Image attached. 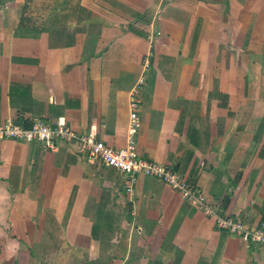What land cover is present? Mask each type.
I'll use <instances>...</instances> for the list:
<instances>
[{"label": "crops", "instance_id": "crops-1", "mask_svg": "<svg viewBox=\"0 0 264 264\" xmlns=\"http://www.w3.org/2000/svg\"><path fill=\"white\" fill-rule=\"evenodd\" d=\"M139 29V35L132 29ZM264 219V0H0V120L65 116ZM0 140V264H264L162 180Z\"/></svg>", "mask_w": 264, "mask_h": 264}, {"label": "built area", "instance_id": "built-area-1", "mask_svg": "<svg viewBox=\"0 0 264 264\" xmlns=\"http://www.w3.org/2000/svg\"><path fill=\"white\" fill-rule=\"evenodd\" d=\"M143 82L144 77H141L130 93L129 122L126 143L123 147H114L99 139L94 127L83 132L75 131L66 117L62 115L53 120L34 118L28 126L19 124L10 118L0 120V140L15 139L23 142H36L50 151H57L64 144L74 146L80 154L119 171L125 177L124 188L127 193L134 192L140 175L158 178L176 190L183 199L199 206L206 216L214 220L219 229L242 238L250 244L264 246V219L251 224L242 217L222 213L218 204L210 202L203 190L174 166L159 163L138 152L137 134L141 104L138 90Z\"/></svg>", "mask_w": 264, "mask_h": 264}, {"label": "trees", "instance_id": "trees-1", "mask_svg": "<svg viewBox=\"0 0 264 264\" xmlns=\"http://www.w3.org/2000/svg\"><path fill=\"white\" fill-rule=\"evenodd\" d=\"M132 31H134L135 33L139 34V35H145L141 30L139 29H132Z\"/></svg>", "mask_w": 264, "mask_h": 264}, {"label": "rangeland", "instance_id": "rangeland-1", "mask_svg": "<svg viewBox=\"0 0 264 264\" xmlns=\"http://www.w3.org/2000/svg\"><path fill=\"white\" fill-rule=\"evenodd\" d=\"M139 132V131H138ZM138 135V134H137ZM231 235V234H230ZM233 236V235H232ZM253 245V244H252Z\"/></svg>", "mask_w": 264, "mask_h": 264}]
</instances>
